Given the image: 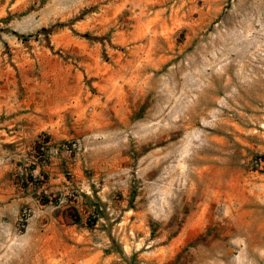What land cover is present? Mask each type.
<instances>
[{
    "label": "rangeland",
    "instance_id": "1",
    "mask_svg": "<svg viewBox=\"0 0 264 264\" xmlns=\"http://www.w3.org/2000/svg\"><path fill=\"white\" fill-rule=\"evenodd\" d=\"M97 1L0 0V264H264V0Z\"/></svg>",
    "mask_w": 264,
    "mask_h": 264
},
{
    "label": "crops",
    "instance_id": "2",
    "mask_svg": "<svg viewBox=\"0 0 264 264\" xmlns=\"http://www.w3.org/2000/svg\"><path fill=\"white\" fill-rule=\"evenodd\" d=\"M98 1H100V0H98ZM153 1L154 0H144L143 4H147V3L153 2ZM120 5H126V3H124V1H123L120 3ZM3 6H4V4L2 6H0V12L2 9H3V12H5V7H3ZM10 104H13L14 107L17 106L16 103L14 105V102L13 103H7L6 100L0 101V115L11 113V111L9 109L5 108ZM20 116H21V114H18L16 117H20ZM17 132H18V130H17ZM40 132H41V130L32 133L31 136H32L33 140L38 138V136L40 135ZM48 134H49V137H48V140L46 141V146L48 148V151L51 152L48 174H50V176L57 175L58 178H56V180L58 181L61 178V175L65 174L66 171L72 169L74 172H76V165L78 163L75 161L76 160L75 157L63 159L62 155L65 151L60 148V146H61L60 140L61 139H59V137H57L53 133H52V135L50 132ZM53 180L56 181L55 179H53Z\"/></svg>",
    "mask_w": 264,
    "mask_h": 264
}]
</instances>
